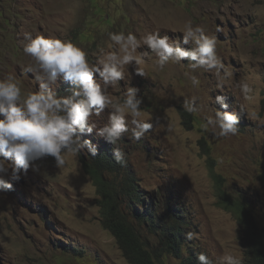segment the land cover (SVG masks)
I'll return each instance as SVG.
<instances>
[{"label":"rangeland","instance_id":"1","mask_svg":"<svg viewBox=\"0 0 264 264\" xmlns=\"http://www.w3.org/2000/svg\"><path fill=\"white\" fill-rule=\"evenodd\" d=\"M188 20L216 36L217 55L233 76L221 93L212 73L192 72L186 59L161 70L150 54L140 65L144 76L135 74V62L125 66V80L108 92L115 101L129 82L138 88L143 118L153 128L139 141L125 133L117 146L127 152L140 185L183 204L189 219L185 235L193 233L188 242L198 246L194 254L204 253L213 264L230 254L243 264L239 220L222 207L221 193L245 200L264 232V0H0V79L16 77L25 95L39 90L34 74L26 71L34 60L23 52L25 33L70 40L94 63L102 50H112L110 32L138 38L159 32L176 40ZM186 73L196 75L199 86ZM63 82L71 83L57 77L53 86L60 96ZM238 82L252 87L248 98L235 87ZM221 94L227 111L240 120L237 134L228 137L203 128L204 118L220 109L214 100ZM193 98L198 111L189 113L188 129L178 106ZM107 120L108 110L90 118L97 128ZM89 136L99 137L95 131ZM200 140L209 147L208 156ZM65 160L62 167L52 157L38 160L19 181L10 180V171L5 176L12 188L0 191L1 264H129L100 225L96 187L79 155L68 154ZM215 175L222 178L221 186ZM139 231L158 255L156 264H181L162 251L160 236L144 226Z\"/></svg>","mask_w":264,"mask_h":264},{"label":"clouds","instance_id":"2","mask_svg":"<svg viewBox=\"0 0 264 264\" xmlns=\"http://www.w3.org/2000/svg\"><path fill=\"white\" fill-rule=\"evenodd\" d=\"M181 36L173 40L168 35L150 32L140 38L134 33L110 32L112 50L101 51L96 62L90 63L86 52L70 40L44 36L33 37L24 34L23 52L33 58L34 64L26 68L33 73L39 85L38 91L22 94L16 77L9 75L0 79V191H10L12 183L5 179L11 172L10 180L19 181L21 173L35 162L47 157L54 158L57 167H62L68 154L79 155L83 151L95 157L97 147L90 139H82V133L102 137L113 145V158L123 162V153L117 146L125 133L139 141L153 128V123L143 118V99L136 87H126L119 100H113L108 92L125 80V66L135 62V74L144 76L140 65L146 57L154 54L156 66L163 70L169 62L189 61L192 72L203 69L216 78V88L223 93L233 76L217 55V38L207 35L204 28L194 25L191 20L184 23ZM186 46V47H185ZM146 48L143 52L138 49ZM191 84L199 86L196 75L186 73ZM57 77L71 83H59L62 87H73L68 96L58 95L53 86ZM102 81V84L99 82ZM235 87L248 98L253 92L247 82H238ZM213 115L206 116L203 128L211 130L214 136L228 137L238 132L239 118L228 112L225 95H216ZM183 108L188 113L198 111L195 99L185 100ZM108 110V120L97 128L90 118L99 117ZM188 240L193 233L186 234ZM198 264H213L204 253L197 254ZM220 264H241V260L230 254L220 258Z\"/></svg>","mask_w":264,"mask_h":264},{"label":"trees","instance_id":"3","mask_svg":"<svg viewBox=\"0 0 264 264\" xmlns=\"http://www.w3.org/2000/svg\"><path fill=\"white\" fill-rule=\"evenodd\" d=\"M72 88L62 87V96L70 95ZM178 113L184 125L190 129L193 121L191 114L181 106H178ZM80 135L82 139H90L98 150L95 157L86 150L79 157L83 170L96 187L100 225L114 238L126 261L129 264H156L158 255L148 247L139 231V227L144 226L151 233L160 236L163 252L167 251L179 259L181 264H198V253L194 254L198 246L186 239L185 230L189 219L183 204L168 198L167 194L158 193L156 190L150 192L145 185H140V179L126 157V151L122 152L123 162L117 163L113 158L111 144L100 137H90L88 134L84 136L83 133ZM199 144L203 153L208 156L209 147L206 142L200 140ZM119 148L123 147L119 144ZM213 163L211 160L212 172ZM214 180L222 185L219 175H215ZM221 194L222 207L236 215L239 220L238 239L243 248V264H264V232L254 213L245 200H230L224 192Z\"/></svg>","mask_w":264,"mask_h":264},{"label":"water","instance_id":"4","mask_svg":"<svg viewBox=\"0 0 264 264\" xmlns=\"http://www.w3.org/2000/svg\"><path fill=\"white\" fill-rule=\"evenodd\" d=\"M0 264H1V262H0Z\"/></svg>","mask_w":264,"mask_h":264}]
</instances>
